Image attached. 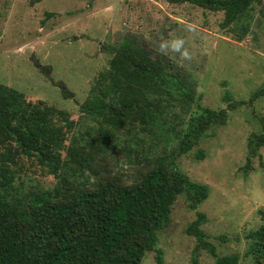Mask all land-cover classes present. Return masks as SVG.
Here are the masks:
<instances>
[{
    "label": "rangeland",
    "instance_id": "rangeland-1",
    "mask_svg": "<svg viewBox=\"0 0 264 264\" xmlns=\"http://www.w3.org/2000/svg\"><path fill=\"white\" fill-rule=\"evenodd\" d=\"M224 17V11L168 0H0V83L23 92L28 100L67 110L76 121L67 144L71 138L86 144L95 141L103 127L112 129L109 144L101 143L103 149L94 154L96 171L78 168L68 173L65 168L63 175L75 189H93L106 179L139 181L156 159L176 151L179 140L170 128H181L188 117L179 107L163 103L164 127L142 131L136 125L128 131L80 111L82 103L100 95V76L113 56L110 48L125 36L137 37L153 56L187 74L202 106L227 108L226 89L245 102L229 111L225 125L211 126L199 145L176 156L181 172L209 185V196L196 209L184 192L176 197L170 224L158 233L163 264H191L197 239L187 228L199 213L206 215L201 229L219 256L238 254L240 264H256L248 253V234L264 225V143L252 152L249 140H264V92L252 99L264 88V0L254 1L249 15L232 29L221 27ZM188 24L195 30L188 31ZM243 26L249 30L238 39L233 29ZM173 36L185 39L191 61L156 51L157 41ZM38 63L50 65V75ZM60 83L73 96L66 97ZM110 143L117 147L108 148ZM199 148L204 159L196 156ZM63 157L68 158L66 152ZM20 165L14 182L21 194L61 186V178L36 158L22 156ZM198 255L200 264L216 262L206 249ZM142 264H158L157 252H147Z\"/></svg>",
    "mask_w": 264,
    "mask_h": 264
},
{
    "label": "trees",
    "instance_id": "trees-1",
    "mask_svg": "<svg viewBox=\"0 0 264 264\" xmlns=\"http://www.w3.org/2000/svg\"><path fill=\"white\" fill-rule=\"evenodd\" d=\"M168 1L224 11L221 27L232 29L249 15L253 2L260 0ZM233 30L242 39L249 28ZM110 52L109 67L100 76V95L82 103L80 111L103 117L112 128L129 131L139 125L143 131L164 127L162 105H175L188 114L181 128H170L179 140L176 151L156 159L137 182L106 179L93 189H75L63 175L65 168L68 173L78 168L84 173L96 171L94 154L103 149L101 143L109 144L112 129L103 127L95 141L82 144L71 138L67 144L68 132L76 125L67 110L28 100L23 92L0 83V264H142L149 251H156L158 264H163L158 233L170 224L176 197L184 192L192 209L208 198L209 185L193 182L181 172L176 156L199 145L211 126L225 125L229 111L245 102L235 100L226 89L227 108L202 106L188 75L169 60L153 56L135 36H125ZM38 66L50 75V65ZM60 85L66 97L73 96ZM263 92L264 88L255 91L252 99ZM262 143L250 139L252 152ZM114 147L113 143L108 146ZM22 156L36 158L61 178V186L21 194L14 181ZM196 156L204 159V150L199 148ZM205 221L206 215L199 213L187 228L197 239L191 264H200L202 249L216 257L215 264H240L238 254L218 255L216 245L201 229ZM248 237L252 239L248 253L254 255L256 264H262L264 225Z\"/></svg>",
    "mask_w": 264,
    "mask_h": 264
},
{
    "label": "clouds",
    "instance_id": "clouds-1",
    "mask_svg": "<svg viewBox=\"0 0 264 264\" xmlns=\"http://www.w3.org/2000/svg\"><path fill=\"white\" fill-rule=\"evenodd\" d=\"M188 31H194L192 24L186 25ZM156 51L160 55L168 56L170 53L178 54L182 61H191L193 53L186 47V41L181 36H173L167 39L157 41Z\"/></svg>",
    "mask_w": 264,
    "mask_h": 264
}]
</instances>
